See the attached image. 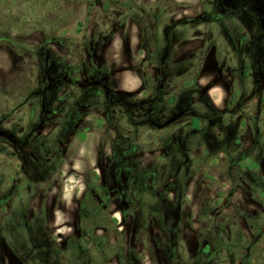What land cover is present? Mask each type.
I'll return each mask as SVG.
<instances>
[{
    "label": "rangeland",
    "instance_id": "1",
    "mask_svg": "<svg viewBox=\"0 0 264 264\" xmlns=\"http://www.w3.org/2000/svg\"><path fill=\"white\" fill-rule=\"evenodd\" d=\"M207 1L0 0V129L46 148L41 177L61 181L49 197L61 203L55 237L71 244L66 264H264V153L260 170L251 161L230 165L249 143L264 147L263 111L260 127H249L209 113L206 104L194 109L198 65L187 41L198 26H180L175 37L173 26H164L168 14L197 17ZM201 56L209 78L215 58ZM162 71L174 74L159 89ZM116 91L148 104L132 116L115 102ZM71 129V153L56 160L47 147L61 146ZM9 145L0 138V148ZM15 160L0 154V195ZM133 161H146L149 170L133 175ZM134 177L150 183L132 186ZM123 178L128 197L137 196L134 217L114 192ZM84 201L108 213L85 216ZM2 221L0 209V264L55 263L51 253L37 261L31 234L21 224L7 231ZM247 254L255 259L242 261Z\"/></svg>",
    "mask_w": 264,
    "mask_h": 264
},
{
    "label": "flooded vegetation",
    "instance_id": "2",
    "mask_svg": "<svg viewBox=\"0 0 264 264\" xmlns=\"http://www.w3.org/2000/svg\"><path fill=\"white\" fill-rule=\"evenodd\" d=\"M202 5L204 12L197 15V17L176 20L173 19L175 14H168L166 23L164 24V26H173L174 37L177 34L182 35L181 28L188 24L190 25L195 22L198 26V30L187 41L193 43L192 50L194 54L196 53L194 63L198 65L195 67L196 76L193 78L195 84L193 89L197 92V99H195L199 104L198 106H193V104L191 106L194 109H200L206 104L205 107L209 109V113L212 111L215 114L219 113L228 122L232 121L236 123L245 119L250 127V122L247 118L250 117L249 114H251V111L255 115H258L260 111H263L264 114V0H209ZM215 25L217 27L213 28ZM182 47H184V43L175 50V54L179 55ZM207 51L211 57L214 56L215 58V61L212 63L214 69L220 75L227 73L228 83H231L233 78L235 85L238 84V78H253L252 88L248 95L244 97L239 96L235 103L221 110L211 105L207 96L203 94V88L199 85V76L203 68V60L200 59L203 57L201 56V52L205 53ZM177 60L181 62L183 59H180L178 56ZM173 74L172 72H160L157 87L159 89L163 88L165 81L170 79ZM212 82L213 80L208 84ZM101 84L104 85V83ZM84 86L86 87V84ZM120 94L119 91L113 93L115 102L118 105L127 106L132 116L139 110L141 112L142 105L146 106L148 104L142 101L137 105V98L129 97L125 99L120 97ZM238 94H240L239 91ZM144 111L146 112V108ZM186 113V111H182L170 119V121H176ZM200 119L204 121L203 118ZM252 123L254 124L255 122L253 121ZM40 128L41 126L38 127V130ZM75 132V129H71L61 142V146L51 147V149L47 147L48 150L58 154L56 160L60 161L63 155L71 153ZM0 138L10 144L8 147H1L0 154L4 157L10 155L11 158H15L16 160L13 162L15 167L12 168L17 170L11 174L9 179H5L6 182L2 181L3 184L1 185L0 197L2 198L0 200V209L4 220L2 221L4 222V229L8 231L14 224H21L22 228L31 234L33 245L32 253L37 261L41 260V258L47 259L46 255H50L51 253L54 256V264H57V262L63 264L64 261V264H66L71 259V244L67 241L68 239L60 243V238L55 237V234L58 232L56 213L62 212L61 203L57 199L58 195H55L53 198L49 197L51 186L60 184L61 181L52 179V175L50 174L41 177L40 162L42 159H47V161L49 159L43 156L46 148L41 145L40 141L31 145L25 144L15 133L7 129H0ZM255 146L252 145L249 148L242 147L243 149H240V155L237 158H233L230 161V165L242 166V160L256 151ZM153 151L147 150L145 153L150 156ZM260 152L261 156L264 153L263 146H260ZM130 154L132 155L133 152L131 151ZM13 163L9 162L11 165ZM129 164V170L133 175L137 174L138 169L149 170L146 161L145 163L139 161V164L133 161L132 164ZM258 167L260 170V163H258ZM18 169L22 172H18ZM127 180H130V178ZM125 181L123 178L122 183H119L114 192L118 197V204L122 211L129 214V216L132 214L134 217L137 212V205L135 204V198L137 196L135 195L133 197L134 199L128 197L127 189L124 185ZM173 181L171 180L168 184L174 183ZM28 183H31L29 185H32V188L27 187L24 189V186L28 185ZM140 183L146 185L150 183V180L147 178L142 180L134 177L129 181V184H132V186ZM10 184L11 186H9ZM205 184L212 186L215 184V181H209ZM16 185L17 188H15ZM93 205L96 206L95 210L90 208V201L83 202V207L86 212L85 216L97 218L100 215L108 213L106 209L100 208L98 204ZM213 211L214 209L210 205L207 213L210 215ZM143 212L146 215L149 214L146 209ZM175 231L179 244L182 243L181 245H183L186 243V231L180 227L175 228ZM237 233L242 234V231L238 229ZM42 247L44 248L43 251L47 253L41 250ZM254 259L252 254H247L242 261L249 263Z\"/></svg>",
    "mask_w": 264,
    "mask_h": 264
},
{
    "label": "crops",
    "instance_id": "3",
    "mask_svg": "<svg viewBox=\"0 0 264 264\" xmlns=\"http://www.w3.org/2000/svg\"><path fill=\"white\" fill-rule=\"evenodd\" d=\"M208 75L209 78H207L206 74L203 72L200 74L199 85L203 88V94L207 96L211 105L218 110L232 105L238 100L237 98L239 96H247L252 88V77L238 78V84L235 85L234 78L232 79L231 83H228L227 73L220 75L217 70H210ZM212 80L213 82L211 84H208ZM238 91L240 92V94H238ZM249 116L250 117H248L247 120L250 122V127H253V121L257 124V126L260 127V113L258 115L249 114ZM252 134L253 133H250L249 136L251 137ZM252 145L253 143L251 142L247 145L246 148H249ZM255 147L256 151L252 155L242 160V162L251 161L252 163H258L260 161V144H257Z\"/></svg>",
    "mask_w": 264,
    "mask_h": 264
}]
</instances>
